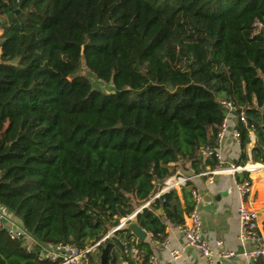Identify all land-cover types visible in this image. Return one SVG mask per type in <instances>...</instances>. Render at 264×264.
Returning <instances> with one entry per match:
<instances>
[{
  "label": "trees",
  "instance_id": "trees-1",
  "mask_svg": "<svg viewBox=\"0 0 264 264\" xmlns=\"http://www.w3.org/2000/svg\"><path fill=\"white\" fill-rule=\"evenodd\" d=\"M257 23L264 0H0V206L41 243L92 248L153 198L173 165L201 173L222 102L237 109L243 150L256 133L254 161L264 164ZM193 207L169 192L137 219L164 242L163 218L183 225ZM107 243L109 263L133 264L124 230L91 264ZM138 248L148 264V244ZM0 264L49 263L0 227Z\"/></svg>",
  "mask_w": 264,
  "mask_h": 264
},
{
  "label": "crops",
  "instance_id": "crops-1",
  "mask_svg": "<svg viewBox=\"0 0 264 264\" xmlns=\"http://www.w3.org/2000/svg\"><path fill=\"white\" fill-rule=\"evenodd\" d=\"M238 124L239 118L236 114H232L229 118L226 138L223 144L217 147L218 153L222 158L223 167L230 168L236 166L250 168V166L256 165L254 171L243 170L236 174L222 173L213 176L210 181L201 174L209 169L216 168L217 161L215 167L209 164L212 160L214 161V158H211L208 160L207 166L203 165L202 162L200 163L202 171L199 174L196 173L191 163H178L173 165L175 175L168 178H191L187 186L175 189L172 192H176L180 205L183 209H186L188 206L194 205L192 190L197 189L201 195L199 209L205 238L209 240L215 251L219 249L217 242L222 241L223 249L235 254L231 259L217 258L212 264H250L249 260L245 258V252L252 250L253 247L249 243L243 244L240 239L241 223L239 208L243 201L250 209L258 214L260 231L264 235V164L254 161V152L258 148L259 140L256 133L251 131L250 142L246 146V149L243 150L241 137L240 141H237L234 137L235 133L238 132ZM246 176L253 183V192L243 200L238 185L247 181V179L243 180ZM239 177L243 181H239ZM162 185L158 187L157 191ZM154 202L155 200L145 209L151 210ZM144 205L138 206L136 211L141 210ZM187 216L188 214L185 215V223ZM163 221L167 226V237L165 241L156 242L149 233L148 239L142 243L148 244V251L151 254L150 258L152 256L157 258L160 264H210L198 251L186 246L185 238L178 229V226L173 225L166 218H163ZM133 242V252L131 250L130 255L133 259V264H144L146 252L145 250H139L138 245L140 244L137 243L134 237ZM173 251L179 252L177 259L172 256L171 253ZM109 264H111V261ZM121 264L130 263L125 261ZM260 264H264V260Z\"/></svg>",
  "mask_w": 264,
  "mask_h": 264
},
{
  "label": "built area",
  "instance_id": "built-area-1",
  "mask_svg": "<svg viewBox=\"0 0 264 264\" xmlns=\"http://www.w3.org/2000/svg\"><path fill=\"white\" fill-rule=\"evenodd\" d=\"M256 34L261 33L263 30V25L257 23ZM223 107L226 109V118L220 128L217 135L216 147L209 146L203 148L198 156L203 165L207 166L208 160L211 158L216 159L217 166L215 169H209L203 172L201 175L207 177L210 181L213 176L222 173L236 174L243 170L254 171L256 165L248 167H236L232 166L230 168L223 167V162L220 154L218 153V146L222 145L227 132L229 118L232 114H236L237 109L235 105L231 102H222ZM240 121L247 124V119L241 116ZM235 139L240 141V134L235 133ZM191 178L186 177H175L173 179L165 180L161 188L155 193L153 198L145 203L141 210L135 211L132 215L121 220V224L113 229L100 243L96 246L88 249H81L76 245L70 244H52V243H41L31 235H29L22 224L19 223L6 209L0 206V227L7 230L8 236L12 240L18 238L25 240V246L28 251H37L40 254V259L49 264H91V254L105 243L107 240L114 237V234L121 230L130 220L136 217L143 209L150 206L153 200H162L164 195L172 192L175 189L185 187L188 185ZM241 198L244 200L247 196H250L253 192V183L249 180L240 183L238 185ZM194 207L192 211L187 216V221L185 224L178 226V229L182 233L186 241V246L198 251L204 258L212 264L215 259H231L235 256L234 253L225 251L223 249V242L218 241V251H215L208 239L205 238L203 232V224L201 219V212L199 205L201 204V195L197 189L192 190ZM239 218L241 223V242L243 244L249 243L252 250L245 252V258H247L250 264H260L264 260V235L260 231L259 227V216L258 214L250 209L247 204L243 201L239 208ZM133 252V250H132ZM172 256L177 259L179 257V252L173 251ZM148 264H160L159 260L155 257H151Z\"/></svg>",
  "mask_w": 264,
  "mask_h": 264
},
{
  "label": "water",
  "instance_id": "water-1",
  "mask_svg": "<svg viewBox=\"0 0 264 264\" xmlns=\"http://www.w3.org/2000/svg\"><path fill=\"white\" fill-rule=\"evenodd\" d=\"M261 130L264 134V111L262 112ZM121 230L130 232L139 244L144 243L149 237V233L140 226L139 221L136 217L130 220ZM112 246V243H107L106 247L102 250L101 264H109V257Z\"/></svg>",
  "mask_w": 264,
  "mask_h": 264
},
{
  "label": "rangeland",
  "instance_id": "rangeland-1",
  "mask_svg": "<svg viewBox=\"0 0 264 264\" xmlns=\"http://www.w3.org/2000/svg\"><path fill=\"white\" fill-rule=\"evenodd\" d=\"M82 75L88 77L95 88L102 89L107 93H110L112 91V86H107L104 83L98 81L91 73L88 72L87 69L83 70Z\"/></svg>",
  "mask_w": 264,
  "mask_h": 264
}]
</instances>
